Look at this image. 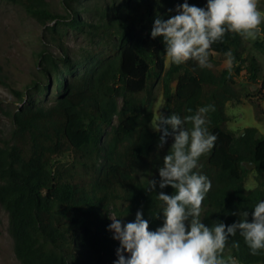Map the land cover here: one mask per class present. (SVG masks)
I'll return each instance as SVG.
<instances>
[{
	"label": "trees",
	"instance_id": "16d2710c",
	"mask_svg": "<svg viewBox=\"0 0 264 264\" xmlns=\"http://www.w3.org/2000/svg\"><path fill=\"white\" fill-rule=\"evenodd\" d=\"M5 1L20 5L40 23L54 22L49 39L64 54L45 47L36 54L34 87L47 92L42 80L52 77L55 101L43 105L17 91L22 106L6 112L12 128L0 141V205L8 213L20 264H116L120 244L108 230L109 216L126 224L142 211L150 231L163 225L162 214L156 218L161 202L148 190L149 181H157L159 193L158 168L174 140L170 135L163 147L157 146L159 134L150 126L155 87L163 91L158 112L165 117L175 113L183 118L188 108L194 113L202 106L215 107L208 128L217 139L197 169L211 182L200 220L206 226L215 221L230 226L239 219L232 213L248 211L251 222L254 206L264 201V136L256 127L235 134L227 127L225 110L228 101L240 100L245 92L236 80L243 68L250 80L257 78L247 40L226 34L223 43L213 44L211 68L191 60L166 67L163 38L152 39L151 31L157 17L176 15L185 0H62L63 13L46 0ZM187 3L206 7L207 0ZM262 5L259 0L258 7ZM63 26L101 38L100 52H90L86 64L70 60L61 42ZM253 46L264 54V44ZM228 51L234 56L231 68L219 66L214 54L226 59ZM0 83L6 84L5 75ZM246 162L255 163L254 188L245 186ZM162 191L173 193L170 187ZM226 255L238 264H264V251L252 255L239 233L229 238Z\"/></svg>",
	"mask_w": 264,
	"mask_h": 264
},
{
	"label": "clouds",
	"instance_id": "9594fccd",
	"mask_svg": "<svg viewBox=\"0 0 264 264\" xmlns=\"http://www.w3.org/2000/svg\"><path fill=\"white\" fill-rule=\"evenodd\" d=\"M258 2L207 0L206 7H197L185 0L175 9L176 15L155 19L151 37L163 38L170 63L181 66L191 60L202 69L211 68L212 45L223 43L226 34L253 41L262 35L264 12L259 10ZM225 55L231 68L234 56L231 51ZM214 111V105H207L194 113L188 108L189 114L183 118L175 113L165 117L161 111L153 117L150 126L159 134L158 148L170 135L174 140L158 168L161 191L156 192L155 179L149 181L148 190L155 192L161 202L156 218L162 214L163 225L150 231L142 211L136 213L134 222L126 224L114 214L109 216L112 222L108 230L120 244L116 264H238L234 257L223 256L229 238L238 233L252 255L264 251V201L254 206L251 222L248 211L232 213L239 219L230 226L220 221L206 226L200 220L211 182L197 169L217 139L208 128V114ZM168 187L173 190L171 195L162 191ZM232 247L239 249V242L233 241Z\"/></svg>",
	"mask_w": 264,
	"mask_h": 264
},
{
	"label": "rangeland",
	"instance_id": "374dc122",
	"mask_svg": "<svg viewBox=\"0 0 264 264\" xmlns=\"http://www.w3.org/2000/svg\"><path fill=\"white\" fill-rule=\"evenodd\" d=\"M46 1H49L51 7L60 13L65 12L62 0ZM259 10L264 12V5ZM54 24L52 21H47L46 24L40 23L27 14L20 5L0 0V76H6V84L0 83V141L2 137L9 135L12 128L6 112L14 111L23 104L17 91L25 94L26 98L33 97L36 102L43 105L53 103L57 97V84L52 77L49 80L45 78L42 80V83L48 87L47 92H40L33 84L39 77L36 63V54L39 50L45 47L55 55H64L58 43L49 39L51 36L49 27ZM262 30H264V24H262ZM60 34L61 42L70 60L82 61L83 64L91 61L90 52L99 53L98 46L103 45L101 38H91L85 32H79L66 26L60 28ZM255 42L264 44V31L256 40L246 41L247 47L252 48L251 54L256 61L257 78L250 80L249 73L244 67L236 80L240 89L245 88V92L240 93V100L228 101L225 108L229 116L227 127L237 135L246 127H256L258 135L264 136V54L260 48L253 46ZM213 57L218 61L219 66L226 65L227 58H222L219 54H214ZM168 65L170 62L165 55V66ZM84 68L81 66L80 69L83 71ZM65 78L72 79L71 76ZM153 96L156 97L154 109L157 114L158 110L163 107L161 88L155 87ZM118 101L121 105L122 99ZM144 168L149 170L148 165ZM144 168H141L142 172H145ZM141 169L140 173H142ZM252 169L249 170L245 180L246 188H254L257 185L256 173ZM8 228V213L0 205V264H20L15 256L13 239Z\"/></svg>",
	"mask_w": 264,
	"mask_h": 264
},
{
	"label": "water",
	"instance_id": "95a60500",
	"mask_svg": "<svg viewBox=\"0 0 264 264\" xmlns=\"http://www.w3.org/2000/svg\"><path fill=\"white\" fill-rule=\"evenodd\" d=\"M246 166H247L248 169H252L253 167H255V163L246 162Z\"/></svg>",
	"mask_w": 264,
	"mask_h": 264
}]
</instances>
